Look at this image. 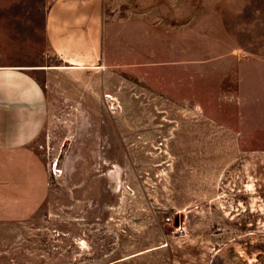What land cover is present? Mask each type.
Masks as SVG:
<instances>
[{"label": "rangeland", "instance_id": "374dc122", "mask_svg": "<svg viewBox=\"0 0 264 264\" xmlns=\"http://www.w3.org/2000/svg\"><path fill=\"white\" fill-rule=\"evenodd\" d=\"M107 7L111 70L51 101L0 264H264V0Z\"/></svg>", "mask_w": 264, "mask_h": 264}, {"label": "crops", "instance_id": "0c3cea01", "mask_svg": "<svg viewBox=\"0 0 264 264\" xmlns=\"http://www.w3.org/2000/svg\"><path fill=\"white\" fill-rule=\"evenodd\" d=\"M111 0H0V203L31 193L41 158L30 145L42 133L65 77L81 84L111 70ZM126 66L127 60L119 66ZM17 184L21 189L16 191ZM19 186V185H18Z\"/></svg>", "mask_w": 264, "mask_h": 264}]
</instances>
